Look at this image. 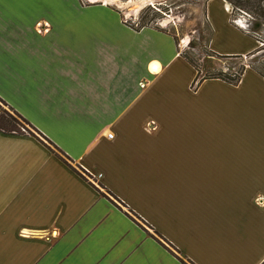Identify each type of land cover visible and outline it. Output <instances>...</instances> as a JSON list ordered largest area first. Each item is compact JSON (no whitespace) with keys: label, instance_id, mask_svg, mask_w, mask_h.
Segmentation results:
<instances>
[{"label":"crops","instance_id":"0c3cea01","mask_svg":"<svg viewBox=\"0 0 264 264\" xmlns=\"http://www.w3.org/2000/svg\"><path fill=\"white\" fill-rule=\"evenodd\" d=\"M88 1L0 0V99L81 173L0 131V264H263L264 78L193 89L174 35ZM205 17L212 53L257 48Z\"/></svg>","mask_w":264,"mask_h":264},{"label":"rangeland","instance_id":"374dc122","mask_svg":"<svg viewBox=\"0 0 264 264\" xmlns=\"http://www.w3.org/2000/svg\"><path fill=\"white\" fill-rule=\"evenodd\" d=\"M114 1H106L109 2L107 4L106 2L95 3V5H104L105 7L112 8L111 10L119 13L122 21L129 26H135L138 22L146 23L151 28L165 30V32L174 35L177 38V43L182 53L186 54L190 60L197 64L200 70L199 79L207 75L216 74L219 71L236 73L245 65L247 67H260V63L264 59V52L260 55L240 58H219L210 52L208 46L210 28L205 17V5L208 0ZM247 1L250 5L246 3L248 6H243V9L253 10L235 8L236 10L233 13L232 7L233 20L245 17L249 25V30L246 32L256 37V41L258 40L257 45L261 46L264 43V26H261V31L258 30L259 32H256V24L260 23V20L257 19L259 17L255 12H259V9H264V0H245V2ZM82 2L85 5L91 4L88 0H82ZM119 2H122L125 6H120ZM48 3H50V0H48ZM73 5L74 3L72 2ZM136 7L140 9L136 13H133L132 10ZM62 9L68 8L64 6ZM185 40H187L186 43ZM2 109L4 112L14 116L13 111L7 106L2 105ZM25 128L28 129L27 127Z\"/></svg>","mask_w":264,"mask_h":264},{"label":"trees","instance_id":"16d2710c","mask_svg":"<svg viewBox=\"0 0 264 264\" xmlns=\"http://www.w3.org/2000/svg\"><path fill=\"white\" fill-rule=\"evenodd\" d=\"M228 3L231 4V6L233 7V13L236 10L235 8H242L243 6H248L250 5V3L247 1L245 2V0H225ZM248 3V5L246 4ZM243 10H253V9H243ZM255 14L259 17L257 18L258 20H260V23L256 24V28L257 31L259 32L261 31V26H264V9H259V12H255ZM154 19V17H153ZM129 26V25H128ZM209 28H210V37L208 40V45H209V41L212 35V29L210 27V25L208 24ZM132 29H134L135 31L139 32L141 31L143 28H149V25H147L146 23H136L135 26H130ZM158 29V28H157ZM259 30V31H258ZM163 31V30H162ZM165 31V30H164ZM255 40L256 37L252 36ZM175 41L177 42V38L174 36ZM258 41V40H257ZM211 52V51H210ZM264 52V43L261 44V46L257 45V48L250 53L248 56H255V55H260L261 53ZM212 53V52H211ZM214 56H217L219 58H233V57H227V56H220V55H216L214 53H212ZM182 57L196 70L197 74H196V78L192 83V88L193 89H197L203 82H205L206 80H221L224 81L230 85L233 86H237L239 85V83L242 80V77L244 75V73L246 72V70L248 68L253 69L254 71H256L260 76H262L264 78V59L263 61H261V66L260 67H255V66H249L247 67L246 65L241 67L240 70L236 73H226L224 71H219L216 74H212V75H207L201 79H199L198 75L200 73V70L197 66V64H195L192 60H190V58L186 55L182 53ZM235 58V57H234ZM236 58H240V57H236ZM0 102L2 103V105H5L8 107L7 104H5L1 99ZM10 109V108H9ZM12 110V109H11ZM13 111V110H12ZM14 116L4 112L0 115V131L6 134H28L31 135L33 137H36L37 139H39L52 153H54L58 158H60L64 163H66L67 165H69L72 169H74V171H76L77 173H79L75 168H73L70 164H69V158L62 153L57 147H55L50 141L46 140L47 143L43 142V140L40 139V137L38 136V131L26 120L24 119L20 114H18L17 112L13 111ZM27 127L28 129H26L25 127ZM81 175V173H79ZM172 247V245H170ZM164 247L170 251L173 255H175L183 264H192L190 261H184L182 260L180 257H178L169 247L165 246ZM264 264V263H263Z\"/></svg>","mask_w":264,"mask_h":264},{"label":"built area","instance_id":"2783aa9c","mask_svg":"<svg viewBox=\"0 0 264 264\" xmlns=\"http://www.w3.org/2000/svg\"><path fill=\"white\" fill-rule=\"evenodd\" d=\"M233 22L238 25L240 28H242L244 31H248L249 25L247 23V19L245 17L243 18H236L233 20ZM155 71V70H154Z\"/></svg>","mask_w":264,"mask_h":264},{"label":"bare ground","instance_id":"6f19581e","mask_svg":"<svg viewBox=\"0 0 264 264\" xmlns=\"http://www.w3.org/2000/svg\"><path fill=\"white\" fill-rule=\"evenodd\" d=\"M91 1H93V2H98V1H100V0H91ZM105 1H112V2H115L114 0H105ZM141 4H142V3H141ZM119 5L122 6V7L125 6L122 2H119ZM139 5H140V4H139ZM138 9H140V8L136 7V8H134V9L132 10V12H133V13H136V12L138 11ZM186 41H187V40H186ZM154 70H155V72H157V69H156V68H155Z\"/></svg>","mask_w":264,"mask_h":264}]
</instances>
